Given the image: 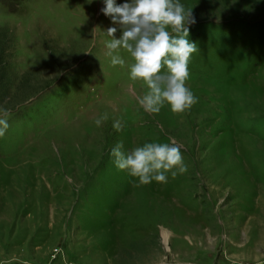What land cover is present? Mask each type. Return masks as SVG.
<instances>
[{
  "label": "rangeland",
  "instance_id": "1",
  "mask_svg": "<svg viewBox=\"0 0 264 264\" xmlns=\"http://www.w3.org/2000/svg\"><path fill=\"white\" fill-rule=\"evenodd\" d=\"M264 264V0H0V264Z\"/></svg>",
  "mask_w": 264,
  "mask_h": 264
},
{
  "label": "water",
  "instance_id": "2",
  "mask_svg": "<svg viewBox=\"0 0 264 264\" xmlns=\"http://www.w3.org/2000/svg\"><path fill=\"white\" fill-rule=\"evenodd\" d=\"M155 264H198V263L190 262V261H176V262H159Z\"/></svg>",
  "mask_w": 264,
  "mask_h": 264
}]
</instances>
